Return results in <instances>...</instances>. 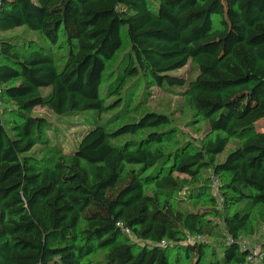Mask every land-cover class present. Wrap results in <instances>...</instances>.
<instances>
[{"label":"trees","instance_id":"obj_1","mask_svg":"<svg viewBox=\"0 0 264 264\" xmlns=\"http://www.w3.org/2000/svg\"><path fill=\"white\" fill-rule=\"evenodd\" d=\"M23 27L68 55L23 57L0 38V264H172L177 249L190 264H257L240 240L255 209L264 221V0H0V33ZM143 76L184 89L212 136L194 151L161 150L170 117L128 106ZM37 108L130 121L97 127L99 158L50 148L44 166L29 156L49 128Z\"/></svg>","mask_w":264,"mask_h":264},{"label":"rangeland","instance_id":"obj_2","mask_svg":"<svg viewBox=\"0 0 264 264\" xmlns=\"http://www.w3.org/2000/svg\"><path fill=\"white\" fill-rule=\"evenodd\" d=\"M214 25L215 28L218 27L217 18H214ZM30 30L23 27L14 31L1 32L0 38H12L17 46L16 50L23 57H26L30 51L37 50L39 47H44L45 49H49L56 58L60 60L66 58L68 55V47L66 44L60 42L61 44L59 46L51 48L44 41L39 32ZM130 48V44L126 38L124 48L118 54L116 60L108 63L106 70L107 76L111 75V77H115V75H117L120 61L123 55L130 51ZM182 75L185 78L192 80L197 76L196 68L194 66L187 67L182 72ZM135 82L137 83L136 88L134 89L133 98L128 104L129 109H132V117H134V112L138 110L143 115L148 112L164 114L169 116L172 121L171 131L167 138L168 140L164 144L158 146L161 150L164 152H173L175 149L182 147V149L194 151L212 136L208 123L198 115L188 99L182 95L184 89H169L166 87L158 88L148 82L144 76ZM242 106L243 105L241 104V107ZM115 113L116 112L104 115L87 113L81 116L58 117L47 108H37L34 110L33 115L44 118L48 122L49 128L44 135L45 138L41 145L37 146L29 156H31L37 163L43 164L44 166H46L48 160L53 157L50 148H56L65 155L81 150V152L87 157L99 158L108 149L104 145L101 131L97 130V127L106 126L108 130H111L130 121L127 118L117 121L110 120ZM91 130H93L94 133L97 132L95 134V139H90L87 143H83L87 132ZM126 140H132V138L123 137L115 142L121 144ZM236 146L237 141L233 140L223 155L219 157V161H223L226 156L236 148ZM219 186L220 181H215L213 190L211 191V194L215 197H218ZM148 191H153L152 186L148 187ZM219 200L220 208L223 210L221 199L219 198ZM184 207L189 209L186 206ZM261 213L262 208L254 210L251 225L240 240L241 248L251 252L253 259L257 260V264H262L261 260H264V251L262 250L264 245V221ZM127 237L136 243L138 242L130 235H127ZM198 241L206 242V239H199ZM103 256L104 252L99 251L86 258L83 263L100 261L103 259ZM171 260L172 264H190L178 249L171 254Z\"/></svg>","mask_w":264,"mask_h":264},{"label":"built area","instance_id":"obj_3","mask_svg":"<svg viewBox=\"0 0 264 264\" xmlns=\"http://www.w3.org/2000/svg\"><path fill=\"white\" fill-rule=\"evenodd\" d=\"M2 107V100H1V97H0V108ZM216 185V184H215ZM126 233H128V231H126ZM164 244V242L162 243ZM262 261V260H261Z\"/></svg>","mask_w":264,"mask_h":264}]
</instances>
